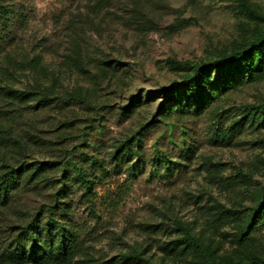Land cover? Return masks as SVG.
Here are the masks:
<instances>
[{"label": "rangeland", "instance_id": "rangeland-1", "mask_svg": "<svg viewBox=\"0 0 264 264\" xmlns=\"http://www.w3.org/2000/svg\"><path fill=\"white\" fill-rule=\"evenodd\" d=\"M250 3L264 15V0ZM256 26L264 31V18L239 0H0V167L55 163L51 186L13 196L30 211L53 205L64 168L73 177L65 210L53 209L77 241L72 264H121L135 252L137 264H189L184 229L236 264L248 253L264 258V225L244 247L234 215L248 214L264 186V119L253 115L264 69L212 70L195 101L182 95L187 72L177 65L211 61ZM16 90L52 100L38 106ZM132 137L141 155L134 174L137 158L115 155ZM17 220L26 217L0 208V250Z\"/></svg>", "mask_w": 264, "mask_h": 264}, {"label": "trees", "instance_id": "trees-1", "mask_svg": "<svg viewBox=\"0 0 264 264\" xmlns=\"http://www.w3.org/2000/svg\"><path fill=\"white\" fill-rule=\"evenodd\" d=\"M243 8L255 18H264V15L250 3V0H239ZM41 56H35L27 66L30 70H35L40 65ZM179 68L184 69L187 74L182 78L184 92L182 95L192 99L200 100L205 86L208 85L212 70L225 71L228 65L237 70L249 69L252 77L262 76L264 69V31L259 27H254L252 33L242 39L230 50L225 51L219 57L208 62H194L190 60L178 61ZM228 83H224L211 95L217 97ZM173 90V89H171ZM173 92V91H172ZM16 99L37 100L38 106H46L52 97L46 92L34 90H16L11 91ZM40 96V97H38ZM180 96L175 95L173 99L177 101ZM185 111L191 110V105L182 106ZM260 119H264V102L253 114ZM134 139L129 138L115 148V155L120 156L122 160L130 162L134 156L137 158L129 170L134 174L140 166L141 155L133 148ZM47 164H49L47 166ZM55 163L38 162L25 165L23 162L18 166L3 164L0 167V208L13 210V212L26 217V220H17L10 225L12 235L9 241L0 250V264H72L78 254L77 241L61 221L53 217V209L60 208L62 211L66 208V203L61 201V197L68 194L70 187L66 179L71 180L66 168L62 171L61 186L51 194L52 203L44 204L35 211L23 210L17 207L12 201L15 194L26 192L29 186L37 185L51 186L52 180L46 176V173L54 168ZM79 177L85 184L87 191L91 190V181L86 179V172L79 169ZM47 211L46 218H42L44 211ZM235 221L241 222L239 244L241 246H252L254 240L252 234L264 225V186L255 205L251 211L243 215L241 212H235ZM183 242L186 249L191 248L194 252V258L189 264H236L232 257L220 255L216 248L205 243L201 238L191 234L187 229L183 232ZM137 260H142L137 252L126 254L122 257L121 264H137ZM143 261V260H142ZM145 264H151L147 259ZM240 264H264V258L248 253L243 260H238ZM76 264H96L91 260L77 261Z\"/></svg>", "mask_w": 264, "mask_h": 264}]
</instances>
